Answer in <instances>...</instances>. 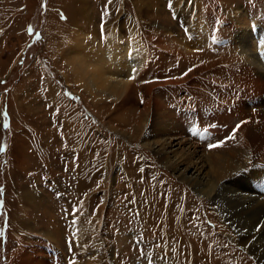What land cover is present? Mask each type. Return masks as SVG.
<instances>
[{"label": "rangeland", "instance_id": "374dc122", "mask_svg": "<svg viewBox=\"0 0 264 264\" xmlns=\"http://www.w3.org/2000/svg\"><path fill=\"white\" fill-rule=\"evenodd\" d=\"M76 1L68 11L73 0H0V264H15L17 252L41 251L58 264H107L106 250L116 264H256L254 251L235 242L237 228L211 199L158 164L141 132L129 140L121 136L133 129L111 120L114 103L92 101L79 87L70 54L95 61L102 52L107 70L130 80L131 102L115 115L139 124L130 108L139 113L153 95L182 125L184 113L196 111L223 146L234 134L211 125L206 115L221 102V86L233 85L238 68L226 45L235 42L228 17L239 2L260 11L264 0H141L139 12L134 3L140 0ZM203 28L211 43L192 57L177 52L162 59L165 47L182 50L164 37L158 43L161 33L189 41L201 38ZM120 46L128 47V56L138 51L135 76L129 78L125 64H114L124 61ZM191 84L207 88L190 96ZM187 134L195 139L191 129ZM123 167L137 177L130 186ZM148 167L153 171L146 179ZM251 168L243 170L244 186L252 182ZM156 177L165 197L154 190ZM180 238L186 247L175 243Z\"/></svg>", "mask_w": 264, "mask_h": 264}, {"label": "bare ground", "instance_id": "6f19581e", "mask_svg": "<svg viewBox=\"0 0 264 264\" xmlns=\"http://www.w3.org/2000/svg\"><path fill=\"white\" fill-rule=\"evenodd\" d=\"M143 3L141 0L136 5L134 3V10L141 11ZM223 3L229 5L230 1L226 0ZM76 5L77 1L73 0L67 8L68 11L75 8ZM235 8L234 16L228 17V21L232 23L230 33L233 32V36L231 38L235 42L234 45H231L229 40L226 42L231 51L232 59H230V62L234 60L238 64V68L234 67L232 71L234 83L233 85L221 86L223 91L218 95L221 102L213 110H208L209 113L206 115L211 125L228 127L226 129L234 134L233 141L226 142L223 146L210 147V145H218L217 139L213 137L214 130L207 129L204 124L202 125L196 111L192 110L184 113L185 122L182 125V121L165 107L163 101L161 102L153 95L145 103L144 110L139 113L137 112L138 109L133 110L130 108L135 115L140 116L139 124L134 123L132 118L128 120V118L122 117L119 113L131 102L133 85H129V79L121 77L119 73L121 71H113L112 73L107 70L106 63L101 60L103 59L102 52L99 57H96L95 61L86 59L80 53H72L70 54V65L77 84L89 95L91 100L98 102L110 100L114 103L110 115L111 120L113 119L115 123L128 127V131L133 129L130 130V133L127 131L125 134L121 132V136L129 140V136L139 135L141 132V142L152 153L154 160L168 169L179 181L187 184L199 196L211 199L225 219L237 228L238 233L235 242L254 251L256 264H264V9L255 11L252 6H247L243 2L237 3ZM114 12L113 4L108 5L106 19L111 20ZM68 20L70 24L71 18H68ZM75 23L77 22L75 21ZM205 27L208 29V26ZM80 31V28L77 29L78 33ZM112 31H115V27L111 29ZM203 32L204 35L201 38L192 35L189 41H183L173 34L161 33L158 43H164V37L182 50L179 51L177 47L173 49L165 47L168 52L164 51L165 54L162 55V59L165 60L168 54L177 56V52H186L192 57L194 50L211 43L209 36L205 34L206 30L204 28ZM75 35L79 36L78 34ZM119 35L114 34L115 37H119ZM229 36L230 34H228ZM119 41V38L115 39V42ZM161 46L163 45L161 44ZM127 50L128 47L120 46L117 51L122 54L126 53ZM137 54L138 51L132 56H128L126 53L123 56L124 61L122 63L118 59L114 60V64L119 69H121L122 64L129 67L127 69L129 78L135 76L140 70L141 60ZM253 66L257 67V71L252 69ZM193 80L196 81V79ZM168 83L172 82L169 81ZM205 86L191 84V86L185 87L188 94L194 96L198 93L197 90ZM151 87H149L150 91ZM93 105L97 108L100 107L97 104ZM117 112L119 113L115 115ZM56 115L57 112L54 116ZM188 129H191L195 139L204 145L201 146L195 139L188 137ZM216 131H219V127ZM81 159L82 162L80 163L82 165L88 162L85 160L84 151H81ZM247 167H252L247 171L249 176L252 175L250 186H244L245 171L243 170ZM123 169V178L127 180L126 183L130 186L137 177L133 176L134 171H129L124 167ZM145 169H147L145 177L148 179L151 177H148L149 170L153 171V168L148 167ZM104 178H107V176L105 175ZM157 178H154V190L155 192H162ZM108 182L107 180L106 184ZM133 185L136 188L137 183ZM127 188L131 190V193L132 188L128 186ZM170 189L171 192L172 188ZM162 193L165 197L166 192L163 191ZM167 205H170V201L167 202ZM174 224L176 225V222ZM174 229L176 230L175 227ZM253 235H255V238L252 242L251 237ZM174 241L186 247L183 238L182 240L181 238L174 239ZM106 252L107 264H116L110 250H106ZM186 253L187 256H190V251L188 253L186 250ZM92 257L95 258L96 255L92 253ZM16 259L21 260L22 264H58V260L57 262L54 261L56 258L53 260L45 255L43 251L34 255L17 252L14 262L19 264ZM145 262L150 264L147 263V259Z\"/></svg>", "mask_w": 264, "mask_h": 264}, {"label": "snow or ice", "instance_id": "6c2138e0", "mask_svg": "<svg viewBox=\"0 0 264 264\" xmlns=\"http://www.w3.org/2000/svg\"><path fill=\"white\" fill-rule=\"evenodd\" d=\"M237 127H239V126H237ZM219 145H210V147H212V148H215V147H218Z\"/></svg>", "mask_w": 264, "mask_h": 264}]
</instances>
